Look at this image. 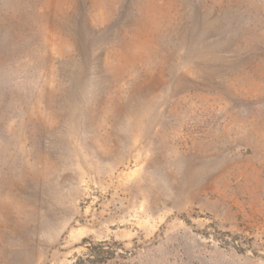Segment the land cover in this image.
<instances>
[{
    "label": "rangeland",
    "instance_id": "374dc122",
    "mask_svg": "<svg viewBox=\"0 0 264 264\" xmlns=\"http://www.w3.org/2000/svg\"><path fill=\"white\" fill-rule=\"evenodd\" d=\"M78 261L264 264V0H0V264Z\"/></svg>",
    "mask_w": 264,
    "mask_h": 264
},
{
    "label": "trees",
    "instance_id": "16d2710c",
    "mask_svg": "<svg viewBox=\"0 0 264 264\" xmlns=\"http://www.w3.org/2000/svg\"><path fill=\"white\" fill-rule=\"evenodd\" d=\"M83 240H85V238H83ZM73 264H82V262H81V261H78V263L75 262V263H73Z\"/></svg>",
    "mask_w": 264,
    "mask_h": 264
}]
</instances>
